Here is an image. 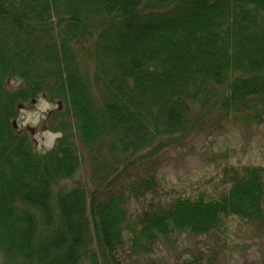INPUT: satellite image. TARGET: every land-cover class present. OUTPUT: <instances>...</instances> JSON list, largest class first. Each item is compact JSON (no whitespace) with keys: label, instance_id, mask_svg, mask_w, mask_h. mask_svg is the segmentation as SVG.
Instances as JSON below:
<instances>
[{"label":"trees","instance_id":"obj_1","mask_svg":"<svg viewBox=\"0 0 264 264\" xmlns=\"http://www.w3.org/2000/svg\"><path fill=\"white\" fill-rule=\"evenodd\" d=\"M39 97L63 132L43 154L16 127ZM236 117L264 122V0H0V264H218L158 251L264 226L263 166L225 170L214 191L144 184L131 203L115 188ZM84 152L90 184L62 185Z\"/></svg>","mask_w":264,"mask_h":264},{"label":"rangeland","instance_id":"obj_2","mask_svg":"<svg viewBox=\"0 0 264 264\" xmlns=\"http://www.w3.org/2000/svg\"><path fill=\"white\" fill-rule=\"evenodd\" d=\"M16 83L12 82L11 85ZM94 93L100 98L101 95L95 88ZM40 99L41 97L30 106L23 107L16 120L18 129L31 133L36 150L37 128L31 125L21 128L20 121L23 118L22 111L38 110L36 105ZM46 118L47 115L37 126L39 130H52L47 126ZM216 123L207 122L194 138L166 148L154 157L152 162L142 168L132 169L119 181L115 191H118L119 187L125 190L123 194L131 203L132 187L141 190L144 184L149 185L152 196L157 199L163 192L172 190L185 194L203 190L214 191L223 185L225 170L251 165L264 167V122L246 121L236 117ZM83 154L85 159L83 170L74 179L62 185L70 187L76 182L90 184L89 158L86 152ZM150 197L151 195L148 196ZM230 229L227 237L183 233L179 235L173 247L163 245L158 255L175 259L199 252L215 255L218 264H264V226L256 227L251 223H245L233 225Z\"/></svg>","mask_w":264,"mask_h":264},{"label":"clouds","instance_id":"obj_3","mask_svg":"<svg viewBox=\"0 0 264 264\" xmlns=\"http://www.w3.org/2000/svg\"><path fill=\"white\" fill-rule=\"evenodd\" d=\"M36 107L38 109L37 111H22L21 115L23 118L20 121V127L23 128L25 125H31L33 128H37L35 133V140L37 141L36 147L37 151L43 154L55 147L57 138L62 137L63 132L39 130L37 127L49 111L54 110L57 107V103H53L44 97H41Z\"/></svg>","mask_w":264,"mask_h":264}]
</instances>
